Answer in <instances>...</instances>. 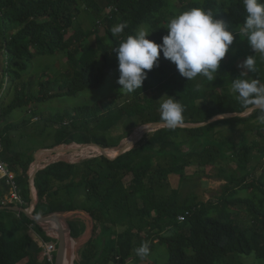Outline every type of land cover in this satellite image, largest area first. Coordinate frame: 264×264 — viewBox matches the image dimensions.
Segmentation results:
<instances>
[{
    "label": "trees",
    "instance_id": "16d2710c",
    "mask_svg": "<svg viewBox=\"0 0 264 264\" xmlns=\"http://www.w3.org/2000/svg\"><path fill=\"white\" fill-rule=\"evenodd\" d=\"M109 1L110 14L103 16L94 0H0V52L5 67L2 83L21 82L36 56L60 52L66 58L64 75L52 83L40 82L37 91L26 93L22 83L10 104L3 102L0 91V159L14 174L24 207L29 206L32 193L28 175L32 154L18 150L13 134L19 125L7 121L10 114L32 104L99 89L118 68L113 49L140 27L147 28L148 39L161 43L170 18L202 8L223 21L235 39L212 82L199 76L187 81L161 53L159 67L147 73L141 89L127 94L124 105L115 108L121 97L112 96L91 107L59 114L55 124L60 126L63 144L77 140V132L81 138L93 136L95 145L108 149L127 134L107 143L104 133L118 129L128 132L161 122L160 112L148 104L147 94L153 88L181 100V84L185 87L190 96L183 113L184 124L199 125L226 113H242L250 106L244 107L237 100L231 82L244 71L238 65L248 56L256 58V71L248 77L264 84V58L248 47L238 27L245 19L242 0H188L176 13L172 6L159 3L161 0ZM82 11L91 25L99 24L102 34L95 27L94 32L77 31ZM121 22L128 27L113 36L110 29ZM69 31L72 35L67 37ZM197 84L201 85L200 92L195 91ZM259 115L257 110L195 128L157 129L144 134L133 149L112 161L95 156L75 163L49 164L33 180L34 215L82 212L90 218L92 238L80 249L78 264L139 262L135 249L145 241L149 251L156 243L167 246V264H225L226 257L233 254H253L264 262V181L246 183L253 173L250 161L258 157L264 160V125L257 120ZM223 162L233 164L236 170L217 172L216 177L224 184L215 201L194 204L180 194L179 185L185 180L173 184L189 167H216ZM163 188H169L170 193L163 194ZM7 190L0 179V199ZM242 191L257 194L240 197ZM238 207L247 214L249 227L235 222ZM179 216L184 217L182 222ZM78 223L83 231L84 224ZM47 239L41 226L26 216L0 211V264H52L42 257V244Z\"/></svg>",
    "mask_w": 264,
    "mask_h": 264
},
{
    "label": "rangeland",
    "instance_id": "374dc122",
    "mask_svg": "<svg viewBox=\"0 0 264 264\" xmlns=\"http://www.w3.org/2000/svg\"><path fill=\"white\" fill-rule=\"evenodd\" d=\"M94 1L102 9L103 16H107L110 14L111 7L109 0ZM186 2H188V0H161L159 3H161L163 6H165L166 4L172 6L174 12L176 13V11L181 6L186 4ZM88 18L89 17L87 16V14L82 11L78 18L77 31H79L80 33L86 31L94 32L95 28L98 29L100 27L98 26V23L96 24V26L91 25V22ZM141 28L147 30V28L144 26L140 27L139 29ZM98 31L99 34H102L101 28L98 29ZM71 35L72 31H69L67 37ZM1 55L2 54L0 52V91L3 92L2 99L5 104H10V102L16 96L17 89L19 90L22 85L26 93L28 91L35 92L38 90V84L40 82L52 83L55 78L64 75L66 71V58L62 53L57 52L54 56H36L33 59L31 65H29L27 70L23 73L21 82L7 83L6 81H4V83H2L1 74L3 73L5 67ZM118 76L119 72L117 68L111 72V74L106 78L103 85L97 90H85L75 97L57 98L44 103L32 104L28 107H23L21 109L13 111L7 121L19 125V130L13 134L16 141L18 142V150L21 152H26L28 154L31 153L32 157H34L35 159L34 164L37 165V168L38 166L45 165L50 160L65 159L67 161H73L75 163L82 159H87V157H95L99 156L100 154H103V157L110 161V159L115 156V154L110 152L111 155H108L107 153H105V150L111 151V149L113 148L126 146L135 134H138L143 130L145 131V128H143L145 126L142 125V127L138 129L133 128L131 130H127L128 132H124L125 130L120 131L118 129L111 134L104 133L103 136L106 137L107 143L117 141L120 136H122L123 138V134H127V136L123 140H121V142H119L117 146L108 149L103 148V150L100 151V149L92 145L94 144L93 142L95 139L93 136H83L85 139L84 140L83 137L81 138V136L78 135L77 132L75 133L77 136V140L69 145L63 144L59 130L60 126L55 124V122H57L56 116H58L59 114H63L67 110L85 106L91 107L95 104H98L99 102L106 101L112 96L121 97L120 100H118L114 104L115 108L124 105L126 99L128 98V95L123 91H120L121 86L116 83ZM179 83L181 84V82ZM181 88L182 98L181 100H179V102L184 106L185 109L190 94L182 84ZM54 90L56 89L54 88ZM163 96L164 94L160 90L153 88L147 94L148 104L154 106L156 110L159 111V103L157 101ZM228 114L229 113L223 115ZM51 121H53V123ZM85 141H88L89 143ZM137 142L134 144V146L137 144ZM243 151L245 152V150ZM251 153L255 154V151H251ZM76 154H79L80 157H76ZM250 162L251 163L249 164V167H253V173L251 174V177L249 176L247 178L246 183L254 180L264 181V160L258 157L252 159ZM29 169L30 175L34 171V167L32 164L29 166ZM222 169H225L228 173H230L236 170V166H233V164H224V162L223 165L219 164L216 167L205 166L201 168L198 166H192L182 172L181 178L174 179L173 184L178 185L185 180L186 182L179 185L180 187H182L180 188V194L183 195V197L188 196L190 201L194 204H196L197 202H207L209 200L215 201L216 198L221 194L222 185L224 184L223 181L219 180L216 177L217 172L221 171ZM237 173L240 172L237 171ZM172 179L173 177L170 178V181ZM165 193L166 195H168L170 193V189L163 188V194ZM32 194L34 196V199L36 200L34 189H32ZM253 194L254 193L251 194V192L249 191L239 192L240 197L252 196ZM256 194L257 192H255L254 196ZM236 213L237 215L234 214L235 222L242 227H249V218L243 211V209L238 207L236 209ZM55 215L61 218L62 226L67 234L71 252L74 251V255L70 259L69 264H71L72 261H74V264H78L77 259L79 256V249L82 247V244L91 236V220L86 214L82 212ZM78 221H81L84 224L85 231L83 233L77 231V225L79 226ZM44 228L50 229L54 227L49 225L45 226ZM55 236L57 237V233ZM156 244H153V248L150 249L149 254L144 257L143 260L138 256L140 258L139 262L128 261L126 264H167V246L164 244ZM225 264H264V262L257 260L253 254L249 256L233 254L226 257Z\"/></svg>",
    "mask_w": 264,
    "mask_h": 264
},
{
    "label": "clouds",
    "instance_id": "9594fccd",
    "mask_svg": "<svg viewBox=\"0 0 264 264\" xmlns=\"http://www.w3.org/2000/svg\"><path fill=\"white\" fill-rule=\"evenodd\" d=\"M242 7L245 19L238 25L240 34L244 36L248 47L264 58V0H242ZM127 27L126 22H121L110 31L116 36L122 34ZM166 30L167 34L161 37V43L148 39L150 33L141 28L134 35H128L113 49L118 62L119 76L116 83L121 86L120 91L131 94L141 89L147 73L154 67H159L161 53L187 81L199 76L212 82L216 79L220 62L235 39V34L227 29L223 21L216 19L211 10L202 8L178 13L169 19ZM238 67L244 71L239 77L232 79L231 91L236 94L242 106H250V111L258 110L261 113L257 120L264 125V84L248 77V73L256 71L255 56L246 57ZM195 91L200 92L201 85L197 84ZM157 102L162 127L175 130L184 125L185 109L179 100L164 95ZM32 187L33 185L30 186L31 190ZM55 243L57 249V242ZM135 253L141 259L146 257L149 254V243L142 242Z\"/></svg>",
    "mask_w": 264,
    "mask_h": 264
},
{
    "label": "water",
    "instance_id": "95a60500",
    "mask_svg": "<svg viewBox=\"0 0 264 264\" xmlns=\"http://www.w3.org/2000/svg\"><path fill=\"white\" fill-rule=\"evenodd\" d=\"M250 112L251 111L249 109H246L244 112L239 113V114L220 115V116H216V117L210 119L209 121H204L203 123H201L199 125L184 124L180 128H195V127H199V126H204L210 122L217 121V120H222V119H226V118H230V117L246 116ZM143 126H145V127H143V128H145V132L138 139V142L143 137L144 134L155 131L157 129L164 128V127H162L161 122H150V123L144 124ZM140 127H142V125L136 127L135 129H138ZM92 145L96 146L97 148H100L99 146H97L95 144H92ZM133 148H134V144H130L128 146L126 145L124 147H116V148L111 149V152L113 154H115V156H113L110 159V161L114 160L115 158H117L118 156H120L124 153H127L128 151H130ZM100 149H101V151L103 150V148H100ZM99 156H103V154H100ZM58 161H63V160H54V161H51L49 164H52V163H55ZM35 175H36V173L33 174L29 178V182L31 183V185H33V180H34ZM35 208H36V200L34 199V196L31 193L30 204H29L28 208L18 207L15 205H13V206H0V211L1 210H8V211H12L16 214H22V215L26 216L28 219L34 221L38 225H41L44 223L55 224L57 227V239H56L57 240V249H56L54 264H64V261H66L67 264H69L70 263L71 249L69 246L67 234H66V232L62 226L61 218L57 215L35 216L34 215Z\"/></svg>",
    "mask_w": 264,
    "mask_h": 264
},
{
    "label": "built area",
    "instance_id": "2783aa9c",
    "mask_svg": "<svg viewBox=\"0 0 264 264\" xmlns=\"http://www.w3.org/2000/svg\"><path fill=\"white\" fill-rule=\"evenodd\" d=\"M0 98H1V94H0ZM0 113H1V106H0ZM98 149H100V148H98ZM1 151H2V145H1V141H0V153H1ZM100 151H101V149H100ZM47 157H49V156H47ZM76 157H80V155L76 154ZM91 157H93V156H91ZM91 157H87V158H91ZM51 161H54V160H50L45 165L38 166V168H37V165L34 164L35 159H34V157H32V163L31 164L34 167V171L32 172V174L29 175L30 169L28 170L29 178L33 174H35V173L37 174L38 172L42 171ZM63 161L70 162V163L73 162V161H67L65 159ZM0 179L4 180L5 185L8 188L7 193L4 195L3 198L0 199V204L3 206L15 205L18 207H24L25 203H24V200L22 199V197L19 193V188H18V185L16 183L15 176L7 168V165L1 161V159H0ZM29 184L31 186L30 182H29ZM183 220H184L183 216L178 217L179 222H182ZM49 225L53 226L54 228H50V229L44 228L45 226H49ZM40 226H41L42 230L45 232L46 236L48 237V239L46 241H43V244H42V257L47 262L54 264V258H55V254H56L55 240L57 239V237L55 236L57 233L56 227L53 223H44V224H41ZM112 264H120V263L114 262Z\"/></svg>",
    "mask_w": 264,
    "mask_h": 264
},
{
    "label": "bare ground",
    "instance_id": "6f19581e",
    "mask_svg": "<svg viewBox=\"0 0 264 264\" xmlns=\"http://www.w3.org/2000/svg\"><path fill=\"white\" fill-rule=\"evenodd\" d=\"M144 132H145V131L143 130V131H142L141 133H139L138 135L135 134V135L133 136V138L131 139V141L127 144V146L130 145V144H135V143L137 142V140L142 136V134H143ZM83 152H84V151H83ZM110 152H111V151H107V150H105V153H107V154H111ZM60 157H61V156H60ZM73 255H74V251L70 253V259L72 258ZM64 264H67V262L64 261Z\"/></svg>",
    "mask_w": 264,
    "mask_h": 264
},
{
    "label": "crops",
    "instance_id": "0c3cea01",
    "mask_svg": "<svg viewBox=\"0 0 264 264\" xmlns=\"http://www.w3.org/2000/svg\"><path fill=\"white\" fill-rule=\"evenodd\" d=\"M50 149V148H49ZM34 152V151H33ZM35 153V152H34ZM77 231L78 232H80V233H83L84 231H85V227H84V230L83 231H80V229H79V226H77ZM92 233H93V227L91 226V231H90V238L87 240V241H85L83 244H82V247L80 248V249H82L83 248V246L92 238ZM156 245H159L158 243L156 244ZM155 245V246H156ZM79 249V250H80Z\"/></svg>",
    "mask_w": 264,
    "mask_h": 264
}]
</instances>
